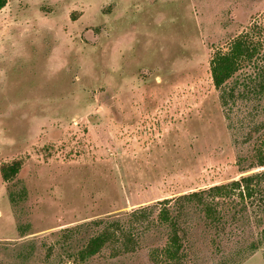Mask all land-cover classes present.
<instances>
[{"label": "rangeland", "instance_id": "1", "mask_svg": "<svg viewBox=\"0 0 264 264\" xmlns=\"http://www.w3.org/2000/svg\"><path fill=\"white\" fill-rule=\"evenodd\" d=\"M242 36L256 55L224 102L211 60ZM260 154L264 0H9L0 11V264H264V182L262 197L180 198L264 172ZM103 233L111 240L82 259Z\"/></svg>", "mask_w": 264, "mask_h": 264}, {"label": "trees", "instance_id": "2", "mask_svg": "<svg viewBox=\"0 0 264 264\" xmlns=\"http://www.w3.org/2000/svg\"><path fill=\"white\" fill-rule=\"evenodd\" d=\"M9 0H0V11L7 5ZM257 48L253 42L246 36H242L234 40L228 52H217L211 60V76L212 83L216 90L221 92V97L224 102L229 100L235 94V90L228 87L230 80L243 67L244 63L251 61L256 55ZM260 167H264V155L260 154L258 159ZM20 171V164L14 163L10 166H4L1 169L2 177L5 181L13 180ZM264 182V172L245 175L238 180L232 181L230 184L214 185L207 190L183 195L180 198L202 197L204 194L212 195L213 197H228L230 189H238L240 195L247 198L262 197L263 190L261 189ZM209 206V214L212 216L217 214L215 209ZM166 218V213H163ZM216 217V216H215ZM264 235V229H263ZM111 240L109 234H100L92 238L84 251L81 252V258L87 259L96 255L104 245ZM181 248L178 235L174 234L167 248V255L170 258L177 257Z\"/></svg>", "mask_w": 264, "mask_h": 264}]
</instances>
